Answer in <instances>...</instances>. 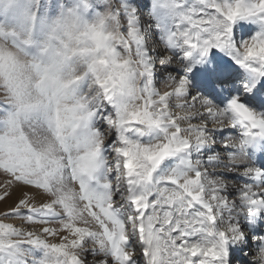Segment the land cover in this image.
<instances>
[{"label":"snow or ice","instance_id":"6c2138e0","mask_svg":"<svg viewBox=\"0 0 264 264\" xmlns=\"http://www.w3.org/2000/svg\"><path fill=\"white\" fill-rule=\"evenodd\" d=\"M165 6L168 47L135 20L89 21L76 0L42 40L0 50V203L16 196L0 264H28L35 248L33 264H233L230 243L251 240L237 217L264 210V182L227 195L224 172L245 162L223 133L264 136V0ZM217 133L225 159L213 150L205 163Z\"/></svg>","mask_w":264,"mask_h":264},{"label":"rangeland","instance_id":"374dc122","mask_svg":"<svg viewBox=\"0 0 264 264\" xmlns=\"http://www.w3.org/2000/svg\"><path fill=\"white\" fill-rule=\"evenodd\" d=\"M76 0H59L58 6L55 12L52 11L53 0H0V33L7 34V38L0 36V50L6 53L11 52L17 53V49L12 47V37L14 36L17 40H27L35 38L42 40L45 33L48 30V23L59 16L61 11L60 6L65 8L73 6ZM166 0H89V11L90 15L86 12L85 18L89 21H95L98 15L102 16L105 13H111L113 18L117 22L124 26L125 30L128 27V22L131 20L136 21V25L139 29L143 30L144 38L150 33L154 26L157 30L159 42L163 47H168L167 37L169 30L172 27L171 11L165 6ZM30 17H37L35 21L34 30L31 26ZM218 51V50H217ZM20 63L22 65L31 64V58L20 56ZM26 75H31L28 69H25ZM3 83V81H0ZM162 87V86H161ZM4 99L3 91L0 90V101ZM221 142V141H220ZM199 159V158H198ZM255 173H251L254 178ZM225 178L229 173H224ZM240 178V179H239ZM227 179V178H226ZM236 179V180H234ZM242 176H235L229 181H235L237 185L242 186L244 184H256L258 182L254 179L244 180ZM254 180V181H253ZM236 189L232 193L227 195L235 196ZM16 201L14 195L11 199L6 202L0 203V218L6 210H10ZM239 211V209L237 210ZM246 217L252 221L254 217L244 213ZM5 223H11L15 226H21L22 222L18 218H8L3 220ZM35 248V246H33ZM29 255L33 259L28 260V264H33L34 259L42 258L43 252L39 248L27 250ZM91 260V256L87 257ZM235 258H232L233 264ZM248 264V263H246Z\"/></svg>","mask_w":264,"mask_h":264},{"label":"bare ground","instance_id":"6f19581e","mask_svg":"<svg viewBox=\"0 0 264 264\" xmlns=\"http://www.w3.org/2000/svg\"><path fill=\"white\" fill-rule=\"evenodd\" d=\"M156 30L157 29L153 26L150 33L146 36L148 43L152 44L154 47L155 42H159V37ZM153 55H155V52H153ZM241 134L242 133L239 129L223 133V135H225V139L234 137L233 146L228 150V154L231 155L233 152L239 153L245 162L243 169L237 171L235 169L229 168V170L224 173H229V175H231L229 177L227 176V179H232L235 176H242L243 178H245L244 180H256L259 185L260 183L264 182V180H262V177L254 174V178H252L251 173H248L247 169L254 167L264 172V136H260L258 134L254 135L250 143L244 144L242 143V140L244 138L241 136ZM220 135V133H217L216 143L211 146V149L204 148L202 150L203 155L197 156V158L203 159L205 163H208L209 156L213 154L214 150V153L219 154V158L221 160L225 159V153L222 151V145L220 142ZM219 171L222 172L223 169H219ZM227 182L230 186L228 193H232L239 187V185H237L238 183H236L235 181L227 180ZM258 213L259 214L255 217L253 216V221L252 219L249 220L243 212H240L239 216L237 217L240 227L243 229L245 235H251V240L247 241L242 239L239 241H232L230 243L229 246L233 250L232 258H235V264H246L249 261H252L256 238L258 236H264V210H261Z\"/></svg>","mask_w":264,"mask_h":264},{"label":"clouds","instance_id":"9594fccd","mask_svg":"<svg viewBox=\"0 0 264 264\" xmlns=\"http://www.w3.org/2000/svg\"><path fill=\"white\" fill-rule=\"evenodd\" d=\"M254 252L256 253L252 257V261L260 260L262 261V264H264V253L259 252L258 250L254 249Z\"/></svg>","mask_w":264,"mask_h":264}]
</instances>
